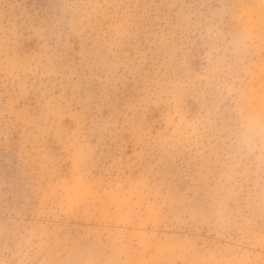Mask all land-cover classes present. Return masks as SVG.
Masks as SVG:
<instances>
[{"label": "rangeland", "instance_id": "rangeland-1", "mask_svg": "<svg viewBox=\"0 0 264 264\" xmlns=\"http://www.w3.org/2000/svg\"><path fill=\"white\" fill-rule=\"evenodd\" d=\"M0 264H264V0H0Z\"/></svg>", "mask_w": 264, "mask_h": 264}]
</instances>
